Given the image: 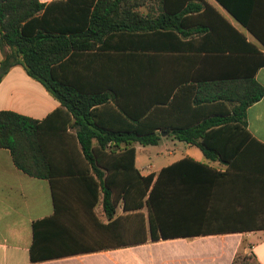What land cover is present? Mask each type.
<instances>
[{"label": "crops", "instance_id": "crops-1", "mask_svg": "<svg viewBox=\"0 0 264 264\" xmlns=\"http://www.w3.org/2000/svg\"><path fill=\"white\" fill-rule=\"evenodd\" d=\"M127 3L134 4L140 17L125 18V27L108 33L94 49L77 53V79L85 86L101 87L114 94L115 101L129 111L149 105L168 108L176 93L174 104H186L194 87L202 81L252 76L264 87V65H259L264 56V0L122 2ZM227 8L243 16L251 29ZM58 106V101L19 65L10 67L0 79V110L42 119ZM209 106L201 111L202 115H231L227 101ZM187 108L185 119L190 120L193 116ZM244 122L241 128L232 127L233 122L211 130L207 151L212 157L168 132L159 133L154 145L134 144V167L140 176L152 173V182L160 169L182 158L223 173H210L204 182L198 177L193 179L189 201L202 204L205 200L206 223L200 229L207 231L205 234L151 241L146 206L124 209L117 192L113 196V216L119 218V231L124 232L120 241L139 239L141 234L127 238L128 231L136 228L144 231V242L38 260L29 256L34 220L55 214L63 227L58 233L50 228L46 246H60L72 234L83 248L101 242L93 217L101 223L107 220L99 203L89 208L83 200L76 184L82 178L79 173L84 171L85 163L70 159L67 146L56 147L53 141H46L55 168L53 194L48 179L23 173L13 165L8 150L0 148V264H231L240 252H249L256 264H264V94L246 108ZM60 133L66 138L73 129L67 127ZM149 146H156V151L151 153ZM174 178L163 175L161 182ZM203 187L204 197L200 194ZM133 201L137 203L138 198Z\"/></svg>", "mask_w": 264, "mask_h": 264}, {"label": "trees", "instance_id": "trees-1", "mask_svg": "<svg viewBox=\"0 0 264 264\" xmlns=\"http://www.w3.org/2000/svg\"><path fill=\"white\" fill-rule=\"evenodd\" d=\"M123 1L0 0V79L10 67L19 65L59 103L42 119L0 110V148L8 150L13 165L23 173L48 179L53 194L55 168L46 141H53L56 147L57 144L67 146L70 159L78 158L85 163L84 171L79 173L82 178L76 184L83 200L89 208L99 203L107 220L101 223L93 217V225L99 226L101 242L95 241L94 246L86 248L67 233L62 245L46 246L50 228L58 233L63 227L55 214L34 220L29 247L32 260L144 242V231L136 228L128 231L127 238L141 234L139 239L120 241L124 232L119 231V218L113 216L116 204L113 196L117 192L121 194L124 209L146 206L151 241L205 234L207 231L200 230L206 223L205 200L202 204L189 201L195 184L193 179L198 177L204 182L210 173L215 176L223 173L182 158L160 169L152 182V173L140 176L134 167V144L154 145L160 132H168L178 141L194 145L205 156L212 157L207 151L211 130L225 128L233 122L232 127L241 128L246 108L264 94V87L252 76L202 81L194 87L186 104H174L176 93L168 108L149 105L142 110L129 111L115 101L114 94L101 87L85 86L77 79V53L94 49L108 33L125 27V18L140 17L134 4H122ZM227 10L250 28L243 16L230 8ZM259 65H264V56L260 57ZM110 99L113 103H108ZM220 101L230 103L231 115L201 114L210 104ZM187 106L193 116L190 120L185 119ZM108 108L111 112H107ZM67 127L72 128L73 133L65 138L60 132ZM261 157L264 158V150ZM163 175H174V181L161 182ZM117 177L121 180L115 181ZM200 194L204 197L205 187ZM135 197L137 203L133 201ZM244 261L245 254H236L231 264H246Z\"/></svg>", "mask_w": 264, "mask_h": 264}, {"label": "rangeland", "instance_id": "rangeland-1", "mask_svg": "<svg viewBox=\"0 0 264 264\" xmlns=\"http://www.w3.org/2000/svg\"><path fill=\"white\" fill-rule=\"evenodd\" d=\"M167 145L169 146L171 144L169 142H167ZM179 145L183 146V143H180ZM148 148H149L151 153H154L156 151V149H157L156 146H149ZM138 153H140V152H138ZM239 254L241 255L243 253L240 252ZM244 254H245V261L244 262L246 264H256L249 252H245Z\"/></svg>", "mask_w": 264, "mask_h": 264}, {"label": "water", "instance_id": "water-1", "mask_svg": "<svg viewBox=\"0 0 264 264\" xmlns=\"http://www.w3.org/2000/svg\"><path fill=\"white\" fill-rule=\"evenodd\" d=\"M163 134H166V133H164V132H160V135H163Z\"/></svg>", "mask_w": 264, "mask_h": 264}]
</instances>
